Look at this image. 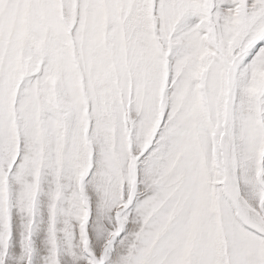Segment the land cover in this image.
<instances>
[{"label":"snow or ice","instance_id":"snow-or-ice-1","mask_svg":"<svg viewBox=\"0 0 264 264\" xmlns=\"http://www.w3.org/2000/svg\"><path fill=\"white\" fill-rule=\"evenodd\" d=\"M0 264H264V0H0Z\"/></svg>","mask_w":264,"mask_h":264}]
</instances>
